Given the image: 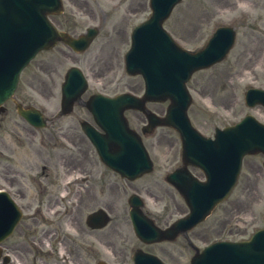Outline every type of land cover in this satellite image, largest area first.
I'll use <instances>...</instances> for the list:
<instances>
[{"label":"rangeland","instance_id":"obj_1","mask_svg":"<svg viewBox=\"0 0 264 264\" xmlns=\"http://www.w3.org/2000/svg\"><path fill=\"white\" fill-rule=\"evenodd\" d=\"M232 1L235 3H231ZM232 21L239 30L240 38L230 58L197 74L190 83L194 96L190 116L204 134H210L215 125L223 126L231 123L248 112L249 110L242 103L244 88L247 85H264V0H184L183 5L176 10L170 26L168 25L175 34L183 37L180 39L183 44L192 47L195 45L193 43L195 38L191 35V30L193 32L194 28H201L198 35L201 39L217 23ZM28 70H32V67ZM26 72L21 84L26 87L25 90H28L31 75L30 71ZM159 137L162 138L158 143ZM167 140L174 143L172 148ZM155 142L161 145L159 149L162 152L167 150L176 155L179 144L172 132L167 131L164 136L159 135ZM257 160L260 159L254 157L245 159L241 180L234 195L222 205L208 223L195 230L197 236L211 232L215 225L218 226V221L222 218L228 219L237 211L233 210L234 208L239 207L238 210L241 208L242 211H248L245 204L251 199L258 200L250 184L255 173L253 167L260 166ZM258 195L260 196L259 192ZM257 202L258 209H263L264 199L259 198ZM180 207L183 208L182 204ZM256 221L264 222V212L256 218ZM202 238L203 241L207 240L206 237ZM201 243L200 240L196 241L197 245ZM163 255L173 264H184L189 251L179 248L177 259L172 258L170 249L164 250Z\"/></svg>","mask_w":264,"mask_h":264},{"label":"water","instance_id":"obj_2","mask_svg":"<svg viewBox=\"0 0 264 264\" xmlns=\"http://www.w3.org/2000/svg\"><path fill=\"white\" fill-rule=\"evenodd\" d=\"M0 94H1V90H0Z\"/></svg>","mask_w":264,"mask_h":264}]
</instances>
